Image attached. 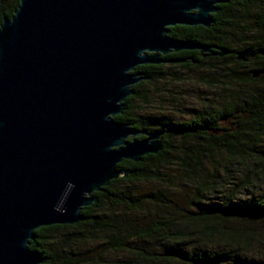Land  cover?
Wrapping results in <instances>:
<instances>
[{
	"label": "water",
	"instance_id": "obj_1",
	"mask_svg": "<svg viewBox=\"0 0 264 264\" xmlns=\"http://www.w3.org/2000/svg\"><path fill=\"white\" fill-rule=\"evenodd\" d=\"M221 0H19L0 25V264H41L33 232L75 225L122 161L162 149L163 132L116 121L137 66L210 47L169 37L176 25L210 27ZM218 48V55L227 54ZM264 56L243 49L237 60ZM259 73H254L258 76ZM142 136V138H138Z\"/></svg>",
	"mask_w": 264,
	"mask_h": 264
},
{
	"label": "trees",
	"instance_id": "obj_2",
	"mask_svg": "<svg viewBox=\"0 0 264 264\" xmlns=\"http://www.w3.org/2000/svg\"><path fill=\"white\" fill-rule=\"evenodd\" d=\"M229 1L217 43L264 49V0ZM18 5L0 0V25ZM181 28L169 34L207 38L205 28ZM181 66L212 73L214 80L198 81L226 100L175 119L161 109L157 86L181 78L166 71L172 66L139 67L148 79L133 86L114 119L163 132L162 149L122 161L124 175L93 193L84 221L36 229L29 248L41 264H264V56Z\"/></svg>",
	"mask_w": 264,
	"mask_h": 264
},
{
	"label": "rangeland",
	"instance_id": "obj_3",
	"mask_svg": "<svg viewBox=\"0 0 264 264\" xmlns=\"http://www.w3.org/2000/svg\"><path fill=\"white\" fill-rule=\"evenodd\" d=\"M182 64L172 63L171 69L166 70L170 75L176 74L180 77L179 81L169 77L170 79L160 82L157 86L164 92L159 103L167 114H171L175 119H189L191 115H195L208 105L215 106L226 100L221 90L210 88L198 81L203 76H206L207 80H214L215 76L212 73L196 68L189 71L182 67Z\"/></svg>",
	"mask_w": 264,
	"mask_h": 264
},
{
	"label": "flooded vegetation",
	"instance_id": "obj_4",
	"mask_svg": "<svg viewBox=\"0 0 264 264\" xmlns=\"http://www.w3.org/2000/svg\"><path fill=\"white\" fill-rule=\"evenodd\" d=\"M230 3L229 0H221L220 3L216 4V8L217 11L213 14H211V17L213 19V23L210 27L206 28L204 26L198 25V26H184V25H176V26H172L168 28V36L172 37L174 39H180V40H191L193 42H197V43H201L204 45H207L210 47V51L209 52H201L200 50H182L179 52H171L168 53L166 55H160L161 59L165 60V61H169V60H173V59H185V62H183V64H186L187 62H191L193 64H196L200 61H205V62H214V61H218V62H224L226 60H235L238 63L241 62L239 60H237L236 56H237V52H239L240 50L243 49H248L249 47L246 48H242L239 49V43L237 44H232L231 47H227L224 46L223 44H218L217 42L221 41V39L219 37H217L216 34H218V30L217 27L221 26L222 24H220V22H218V17L220 16V12ZM174 27H182L181 29H187L188 30H192L200 32L201 30H203L204 28L206 29V34H207V38L204 42H200V41H195L193 39H183V38H176L171 36L170 33V28H174ZM190 28V29H189ZM218 48H225L227 51H229L227 54L224 55H218ZM253 49V48H251ZM254 50V49H253ZM260 55H257L255 57H258ZM255 57H253L252 59H250L249 61H244L242 63H249L251 62L253 59H255ZM218 62H214V63H218ZM159 65H163L166 68L171 67L172 63L170 62H165ZM145 66H152V65H141V66H137L133 72H140L142 74L145 75V71L142 69H139V67H145ZM148 70V69H147Z\"/></svg>",
	"mask_w": 264,
	"mask_h": 264
}]
</instances>
